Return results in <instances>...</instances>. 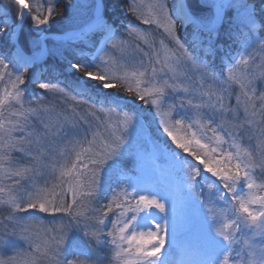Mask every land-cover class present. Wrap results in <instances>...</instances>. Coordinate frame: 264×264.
<instances>
[{"label":"snow or ice","instance_id":"6c2138e0","mask_svg":"<svg viewBox=\"0 0 264 264\" xmlns=\"http://www.w3.org/2000/svg\"><path fill=\"white\" fill-rule=\"evenodd\" d=\"M58 5L0 0V264H264L256 5L123 0L148 27L121 32L92 0L80 44L49 48L52 22L75 6ZM229 12L245 52L225 53L218 71ZM189 213L201 238L178 258ZM17 239L26 247L8 249Z\"/></svg>","mask_w":264,"mask_h":264},{"label":"trees","instance_id":"16d2710c","mask_svg":"<svg viewBox=\"0 0 264 264\" xmlns=\"http://www.w3.org/2000/svg\"><path fill=\"white\" fill-rule=\"evenodd\" d=\"M9 0H4L5 4H8ZM107 4V11L108 15L112 17V19L116 20L118 23L121 24L120 31L123 32V24L131 22L139 27L147 28L148 26L142 25L140 21L136 20L135 17H132L130 14L126 13L123 0H105ZM147 2V0H146ZM232 0L229 1V3ZM239 2V0H237ZM256 5L257 9V19L264 23V11L261 10V5L264 4V0H251ZM65 0H59V7L63 8ZM189 5L196 9L199 4V0H188ZM4 11L3 8H0V13ZM73 16L71 15V11L66 10L65 16L63 18H57L55 21L52 22L50 32L51 34H59L68 29H75L78 25L83 23H78L77 25L74 23ZM219 29V39L218 43L224 45L223 51L220 52L216 58V64L218 66V71L221 70V59L224 58V54L228 53L229 56H235L239 58V55L245 52V49L242 47V41L239 37L233 39L228 35L229 32H242L244 31L243 25L240 23V17L234 16L232 12L228 13V16L225 17L224 23L222 26L218 25ZM27 31V29H25ZM192 32V28L189 26L187 29H180V35L182 38H190V34ZM260 39H264V32H260L258 36L253 37L254 41H258ZM74 41L75 45L80 44V39L75 34L66 40H56L51 38L48 41L49 48H60L63 46L65 42ZM247 51H251L249 48ZM49 64L53 63L52 58H49L47 61ZM7 215V212L3 210V207L0 206V218ZM42 217H47V214H41ZM198 220L197 219H188L185 216V219H181L178 222L177 232H176V239L174 244H184L185 246H193L196 247L201 238V233L197 232ZM176 244V245H177ZM178 245V246H179ZM24 248L26 247L20 240H14L10 244L7 245L8 249L11 248ZM4 255H11L10 250H6L3 252Z\"/></svg>","mask_w":264,"mask_h":264},{"label":"rangeland","instance_id":"374dc122","mask_svg":"<svg viewBox=\"0 0 264 264\" xmlns=\"http://www.w3.org/2000/svg\"><path fill=\"white\" fill-rule=\"evenodd\" d=\"M91 2H92V0H73V4L75 6L72 9H70V11H71V15L73 16V18H75L74 23L76 25L78 23H84L88 19L89 15H90L89 5ZM69 30H71V29H68L66 32H64L63 36H61V38H63V39L71 38L72 35H71V32L70 33L68 32ZM257 59H259V58H257ZM186 217L188 219H197L196 216L194 214H191V213H189ZM183 219H185V217ZM196 231L200 232L199 223H198ZM169 239L171 241V239H172L171 236L169 237ZM176 244H172L171 247L174 248L176 253L179 254L178 258H187L185 256V253L189 250L194 251L196 248L193 246H191V247L185 246L184 244H180V245L179 244L176 245Z\"/></svg>","mask_w":264,"mask_h":264},{"label":"water","instance_id":"95a60500","mask_svg":"<svg viewBox=\"0 0 264 264\" xmlns=\"http://www.w3.org/2000/svg\"><path fill=\"white\" fill-rule=\"evenodd\" d=\"M68 32H69V33H70V32H71V33H74V30H69ZM68 32H67V33H68ZM61 36H63V33L60 34L59 36H57L56 39H60ZM51 37H53V36L51 35Z\"/></svg>","mask_w":264,"mask_h":264}]
</instances>
